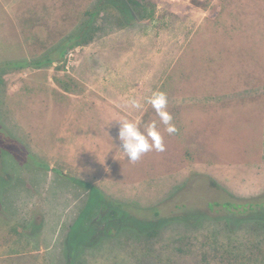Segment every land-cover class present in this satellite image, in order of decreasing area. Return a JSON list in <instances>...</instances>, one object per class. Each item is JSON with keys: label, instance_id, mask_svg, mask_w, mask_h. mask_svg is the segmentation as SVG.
I'll list each match as a JSON object with an SVG mask.
<instances>
[{"label": "rangeland", "instance_id": "obj_1", "mask_svg": "<svg viewBox=\"0 0 264 264\" xmlns=\"http://www.w3.org/2000/svg\"><path fill=\"white\" fill-rule=\"evenodd\" d=\"M123 1L133 18L0 0V264H264V232L232 222L264 194V0ZM94 10L58 61L5 66L56 54ZM152 90L177 132L160 125L164 150L130 162L113 120H158L128 106Z\"/></svg>", "mask_w": 264, "mask_h": 264}, {"label": "trees", "instance_id": "obj_2", "mask_svg": "<svg viewBox=\"0 0 264 264\" xmlns=\"http://www.w3.org/2000/svg\"><path fill=\"white\" fill-rule=\"evenodd\" d=\"M129 2L133 5H136L134 0H129ZM106 4H109L110 6H112V8H115V10L118 12V14L125 18V17H129L133 18V15L131 13V10L129 9V6L127 5L126 2H124L123 0H106ZM138 4V3H137ZM99 14V10L97 11H93V12H89V15L92 17L91 20L88 22L87 25H85L83 28H79V32L81 33H76L74 35H69L66 41V38L64 40L63 44L58 45L55 50H56V54L52 53L49 54L48 56L44 57V58H40L34 61H30V60H15V61H9L5 66L6 67H12V68H25V67H42L46 64H51L54 61H58L64 54L65 52L68 51V49L73 48L75 46H78L82 43L85 44L86 41H82L81 38H83V34H90L91 32H93L91 26H89L93 21H94V17ZM84 32V33H83ZM2 158H0V165L3 169H5V165H3L4 161L3 159L5 158L4 156H1ZM3 163H2V162ZM0 180H2V177L0 178ZM231 202V201H230ZM238 203H242L244 205H248V207H246L239 215H241L242 217L237 218L239 216H235V220H233L232 222L234 223L235 229L237 230L238 228H240L241 232L244 235H248L249 237L251 235H253V233L255 232L254 236V241L256 244V240L258 239L257 244L260 242V240L262 239V231L264 232V194H262L261 196H258L256 198H252L249 199L245 202H238ZM238 215V214H237ZM244 215V216H243ZM233 216V217H234ZM191 218H188L186 220H188V222L193 223V220H197L199 218V216H190ZM230 216L226 217V222H225V227L228 229L230 223H228L227 221L230 220L229 218ZM181 218H186V217H181ZM192 219V221H190ZM187 222V221H186ZM242 244V243H241ZM254 244V243H253ZM236 249V247H235ZM240 250H242V248L240 247ZM218 250L215 249L213 252V256L217 257L218 255ZM258 252L253 251V249L248 252V255H244V253H239V254H233L232 250L227 249L225 252L221 251L220 253V257L226 258L225 260H231L232 264H246L247 262L254 260H257L258 255L256 254ZM203 260L204 262H206L208 259L207 257L208 252L204 251L203 252ZM248 256V257H247ZM221 258V259H223ZM207 259V260H206ZM264 261V260H263ZM230 263V261H229ZM250 263V264H254Z\"/></svg>", "mask_w": 264, "mask_h": 264}, {"label": "clouds", "instance_id": "obj_3", "mask_svg": "<svg viewBox=\"0 0 264 264\" xmlns=\"http://www.w3.org/2000/svg\"><path fill=\"white\" fill-rule=\"evenodd\" d=\"M145 105L150 106L154 110L158 120L152 119L144 122L140 117L113 120L119 124L116 139L120 141L118 147L114 146L123 154V158H127V161L130 162L139 160L147 152L164 150L160 125L164 126V131L168 134L177 132V128L172 122L173 117L167 110L168 97L165 92L152 90L151 94L144 98L143 103L137 99H131L128 102V106L131 109L139 112L146 111Z\"/></svg>", "mask_w": 264, "mask_h": 264}, {"label": "crops", "instance_id": "obj_4", "mask_svg": "<svg viewBox=\"0 0 264 264\" xmlns=\"http://www.w3.org/2000/svg\"><path fill=\"white\" fill-rule=\"evenodd\" d=\"M91 103H93V102H91ZM95 103V102H94ZM97 103V102H96ZM19 125V124H18ZM11 134H12V132H11ZM13 135V134H12Z\"/></svg>", "mask_w": 264, "mask_h": 264}]
</instances>
